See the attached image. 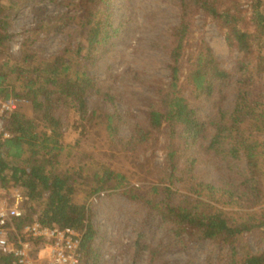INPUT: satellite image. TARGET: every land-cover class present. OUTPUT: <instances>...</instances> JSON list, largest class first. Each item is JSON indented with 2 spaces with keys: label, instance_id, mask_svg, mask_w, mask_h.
Instances as JSON below:
<instances>
[{
  "label": "trees",
  "instance_id": "obj_1",
  "mask_svg": "<svg viewBox=\"0 0 264 264\" xmlns=\"http://www.w3.org/2000/svg\"><path fill=\"white\" fill-rule=\"evenodd\" d=\"M68 1L72 13L64 16L63 27L81 39L54 57L25 51L15 58L8 51L13 34L6 11L16 9L20 0H0V58H9L0 69H8L0 72V97L26 98L36 110L34 116L20 108L13 111L6 122L11 137L0 140V175L8 188L16 185L27 196L18 229L34 220L77 229L83 233L81 264H99L90 207L76 196L82 189L91 194L115 190L143 205L147 225L163 229L170 245L208 239L223 251V264H264V249L251 251L241 240L252 232L264 240V0H179L180 22L170 32V79L155 85L156 97L127 138L120 134L127 120L118 91L92 72L120 30L113 0ZM200 13L212 18L229 48L238 52L232 71L210 44L193 39ZM26 80L25 93L21 86ZM233 86L234 106L229 108L225 102ZM190 96L213 104L210 119L201 117ZM73 127L104 135L109 150L99 151L105 157L127 154L139 167L106 164L98 157L102 165L83 180L92 163L81 145L64 139ZM158 147L165 151L164 163L151 171L148 161H141L142 152ZM73 150H80L76 161L70 158ZM27 154L34 160L28 161ZM204 155L244 165L221 182L207 180L198 171ZM140 170L152 174L150 182L135 184ZM137 246L139 254L145 247L141 241ZM12 261L0 250V264Z\"/></svg>",
  "mask_w": 264,
  "mask_h": 264
},
{
  "label": "rangeland",
  "instance_id": "obj_2",
  "mask_svg": "<svg viewBox=\"0 0 264 264\" xmlns=\"http://www.w3.org/2000/svg\"><path fill=\"white\" fill-rule=\"evenodd\" d=\"M69 2L68 0H20L16 9H7L9 28L13 34L8 48L11 57H20L25 51L34 56L54 57L70 42H78L81 38H76L73 32L63 27L64 16L72 13L67 11ZM178 2L179 0H113L114 23L120 26V30L109 52L100 55L93 65L92 72L99 76L102 82L113 84L122 99L119 107L127 120L120 128L122 137H129L133 122L145 117L149 100L156 97L155 85L159 81L167 83L170 79L168 67L170 32L180 22ZM193 39L204 40L210 44L223 66L230 71L234 69L238 52L229 48L225 35L212 18L203 13L196 15ZM7 59L9 60L7 56L0 58V69ZM6 69L0 72H8ZM27 83L28 80L22 82L21 86L25 93ZM186 93L190 94L188 90ZM16 98L19 100V108L28 116L36 114L30 100ZM234 98L235 86L229 89V97L225 102L227 107L234 106ZM190 102L201 117L210 119L214 112L211 102L195 96H190ZM64 139L73 144L77 143V146L81 145L82 155L92 163L91 173L87 175L84 172L81 177L82 179L84 177L83 180L87 181L92 171L95 172L102 165V160L98 157L106 164H116L123 168L139 167L127 154L105 157L99 151L100 148L107 150L109 147L107 137L105 138L104 135H96L82 128L73 127ZM163 141L164 135L162 143ZM79 152L80 150H73L70 158L74 161L78 160ZM93 152L95 155H92V162L89 156ZM165 156L164 149L158 147L153 152L151 150L142 152L141 161H148V166L153 171L155 166L163 165ZM25 158L28 161L34 160L33 154H27ZM200 159L199 175L204 179L220 182L233 168L237 171L244 165L242 160L228 161L221 156L213 158L204 155ZM140 171L139 178L134 181L135 184L150 182L152 174ZM16 187L11 184L9 189L13 190ZM90 192L91 190L82 189L78 191L76 197L80 201L86 200L90 207L91 222L97 231L94 246L99 251V264L224 263L221 260L223 251L208 239L178 241L170 245L172 239L165 235L163 229L158 228L157 224L147 225L149 218L146 208L123 193L115 190L100 194ZM241 240L251 251L264 249V240L254 232L246 233ZM138 241H141L145 247L139 254Z\"/></svg>",
  "mask_w": 264,
  "mask_h": 264
},
{
  "label": "built area",
  "instance_id": "obj_3",
  "mask_svg": "<svg viewBox=\"0 0 264 264\" xmlns=\"http://www.w3.org/2000/svg\"><path fill=\"white\" fill-rule=\"evenodd\" d=\"M19 108L15 97H0V140L11 137L6 130L9 115ZM27 196L16 187L10 190L0 175V250L13 257L11 264H81L83 233L63 230L39 220L26 223L21 230L19 219L26 213ZM44 242V245H39Z\"/></svg>",
  "mask_w": 264,
  "mask_h": 264
}]
</instances>
